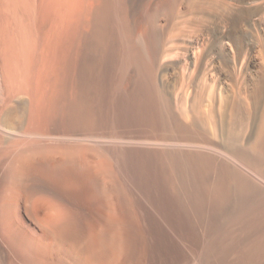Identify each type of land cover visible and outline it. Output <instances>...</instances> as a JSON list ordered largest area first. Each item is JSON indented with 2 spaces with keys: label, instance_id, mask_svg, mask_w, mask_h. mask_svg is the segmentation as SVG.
I'll use <instances>...</instances> for the list:
<instances>
[{
  "label": "rangeland",
  "instance_id": "1",
  "mask_svg": "<svg viewBox=\"0 0 264 264\" xmlns=\"http://www.w3.org/2000/svg\"><path fill=\"white\" fill-rule=\"evenodd\" d=\"M252 1L144 0L132 17L133 37L143 46L147 67L157 68L159 74L136 95L131 78L117 81L112 54L103 58L101 54L85 53L80 47L69 48L63 60L65 72L58 78L59 89L64 91L66 87L71 93L85 96L81 107L94 113L91 127L57 126L49 121L52 118L49 115L54 113L48 111L49 117H45L43 110L40 118L50 119L31 120L32 126H27L36 131L32 134L26 127L30 106L25 95H19L20 100L16 98L19 101L14 99L17 102L11 103L17 109H13V119L3 121L7 107L0 103V108L3 106L0 110V239L8 255L1 264H68L71 258L65 249L69 246L63 248L57 244L66 228L82 231L91 244L98 238L100 246L93 255L99 254L101 259L98 255L96 258L103 260L101 264L106 258L105 264H175L177 261L264 264V180L253 177L236 159L239 155L260 169L264 177V134L255 143H247L254 102L263 95L261 86L259 90L255 86L261 85L264 78V67L257 54L264 47V20L258 23L257 5ZM25 19L29 31H34H30L36 47L32 63H42L48 74L59 73L57 50L45 36L53 25L51 13L38 5ZM176 22L181 23L182 30L174 34L173 43L185 44L182 49L176 48L179 53L159 54L158 59L149 41L150 34L154 29H162L167 36ZM244 55L247 58L243 61ZM241 70H247L245 90L237 95L233 105L222 106L237 89V81L242 80ZM211 83H218V95L208 100L206 90ZM180 84L187 93V99L179 101L182 107L173 97ZM116 88L123 101L116 107L117 136H111L103 114ZM3 90L0 65V100L4 97ZM182 102L186 104L184 107ZM41 135L44 145L49 143L46 150ZM21 136V139L30 138L35 145H30L28 140L24 141L27 145L23 140L19 144L14 142ZM11 140L25 146V150L29 145L26 150L29 152L17 146L21 150L18 151L13 144L14 150ZM113 144L156 146L168 152L175 187L166 189L157 174L119 162L106 151ZM52 145L57 151L52 149L53 155L48 156ZM4 149L12 153L5 155ZM16 150L22 159L30 158L22 153L37 152V157L31 158L34 161L28 160L32 164L28 175L21 179L29 184L36 180L49 182L65 210L48 214L37 192L27 195L24 190L30 189L23 186L22 180H18L19 184L13 183L17 180H7L8 172L15 167L13 163L22 160H16ZM7 157V160L14 158L12 166ZM6 180L10 182L4 186ZM109 232H114L116 238L109 240ZM111 247L114 253L108 256Z\"/></svg>",
  "mask_w": 264,
  "mask_h": 264
},
{
  "label": "bare ground",
  "instance_id": "2",
  "mask_svg": "<svg viewBox=\"0 0 264 264\" xmlns=\"http://www.w3.org/2000/svg\"><path fill=\"white\" fill-rule=\"evenodd\" d=\"M143 1L144 0H0V65H1L2 81H3V87H4V90H3L4 97L2 100H0V103L7 107V108H5L6 109L4 112L5 114H3V118H4L3 121L14 117V116H12L14 114V112H13L14 108L12 107L14 105V103L12 105H11V103L14 101V99L19 97V95H21V96L25 95L26 99H28V104L30 106V107L28 106L29 107L28 108L29 110L27 113L28 118L26 117L27 118V120H26V127L27 128L29 127L27 125L29 123H31V120L33 122H37V121L40 122L41 121L40 119L44 118V117L40 118V117H42L41 112H43V110L45 112L47 111L46 114L44 112V116L45 117H49V116L51 117L52 116V118H51L52 120L50 118H49L50 120L48 118L47 119L57 126L64 127L65 125L66 126L72 125L71 127H73V126H76V127H79V126L80 127H87V126H89V127H91L90 123L92 122V120H94V113L90 112L88 109L81 107L85 104V100H84L85 96L82 93H80V94L71 93L70 91H68L66 89V87L63 88L64 91H61V89H59V87L61 86L59 84L61 81L59 82L60 79H58V78H60L59 75H61L60 74L61 72H62V74H63V72H65V70H63L64 69L63 68V66H64L63 60L66 58V56H65L66 51L69 50V48H71V47H74V50H77V48L80 47L81 50L83 49L84 51L83 50L82 51L85 53L91 52L94 55H100L101 54V56L103 58H105L104 56H106L107 54H112V56L114 58V63H115L117 81L120 82L121 80H123L125 78H131L133 80V85L135 86L133 95H136L139 92H141L144 89V86H146L147 84L150 85V82L154 81L157 77V74H159V73H157L158 69L157 68L153 69V68L147 67L146 60H145L146 55L144 54L143 46H142V44L136 42L134 40L135 38L133 37L134 25H133L132 17L135 14L138 7L143 3ZM252 2H253V4L257 5V9H256L257 20H258V23L261 24V22L264 20V0H253ZM38 5L45 6L48 9V11L51 13V21L53 22L52 23L53 25H52V28L49 29V31L47 30L45 36L47 37L48 42L57 50V53H58L57 60L58 61L56 64L57 65L59 64L58 65L59 73L57 72L58 74L57 73L54 74V72H56V71L53 72V70H51L53 73L50 72L48 74V73H46V70L44 69V66L42 63H39V62L32 63V61H33L32 55L35 53L33 50H34V48L36 49V47L34 46L35 41L33 40L34 35L32 36L34 31L30 30L33 33L30 32L29 31V29H31L30 26L28 29L27 25L24 22H27L25 18L29 17L31 15V13H33L36 10ZM166 9H167V7H166ZM179 14L182 16L181 12ZM183 18H184V15H183ZM178 19L180 20V18L179 17L177 18V22H178ZM177 22L173 26L171 33L168 34L167 36H164V34L161 31L162 29L161 30L154 29L153 32H151L149 41H150L152 49L155 51V54H157V55H159V54H161V55L167 54L168 55L169 54V56H170L171 53L172 54L175 52L179 53L176 51V48L177 49L181 48L185 43H183V45H181L182 44L181 42L173 43L175 40V39H173L174 34L180 33V31L182 30V26L180 25L181 24L180 22H182V20L179 22L180 24ZM164 37H166V38L164 39ZM140 42H141V40H140ZM165 42H167V44H168V46H166V47H164ZM172 43H173V45H171ZM44 47H46V46H43V48ZM45 50H46V48H45ZM39 51H37V52H39ZM257 54L260 57V61H261L262 66L264 67V47L262 50H259ZM162 56H161V58H163ZM176 56H178V55H176ZM159 58H160V55L158 56V59ZM245 58H247L246 55H244L242 57V60L244 61ZM241 61H239V62H241ZM55 67H56V65H55ZM55 67H53V69ZM55 70H57V68H55ZM246 71L243 72L241 70L239 72V75L242 74V80L239 79L237 81L238 82L237 83V89L234 91V93L232 94L231 97L226 98V101H225L224 105H222V106L230 107L231 105H233V103H235V101L237 102V100H238V99H236V97H238L237 95H239L241 91L245 90V85H246V82L248 81ZM211 84H213V83H211ZM217 85H218V83H215V84L209 86V88L206 90L207 92L205 91L206 95L209 98L208 100H213V99H215V96L218 95L217 91H218L219 85L218 86ZM182 86L183 85L180 84V87H179L180 90L178 89V92L176 94H174V96H173L176 103H178L179 101H183L184 97H186L185 99H187L186 89H184V87H182ZM260 86L263 90L262 91L263 95L261 97H258L257 100H255V102H254L255 103V110H254L253 116H251L252 120H251V122L248 121L249 123H251L250 125L252 127V130H249V134H247L248 135L247 136V143H250V144L253 142L255 143L257 140L260 139L262 134H264V78L261 81V85H259L257 83L255 88H257L259 90ZM244 96H246V95H244ZM20 98H17V99L20 100ZM16 100L14 102L19 101V100H17V101ZM221 100H222V98H221ZM121 101H123L122 94H121L120 90L118 88H116L111 93V96L109 98V103H108V105L104 111V114H103V121H104L105 125H108V127H109L108 133L111 136H117V131L114 130V127L118 124V121H119V115H118V111H117L116 107H117V104H120L119 102H121ZM246 101H248V99ZM184 104H185V102L183 103V107H184ZM247 104H248V102H247ZM19 105H20V103H19ZM180 106L182 107L181 103H180ZM244 106H245V104H244ZM2 107L0 108V110L2 109ZM185 108H186V106H185ZM11 109H12V111H11ZM14 110H17V109H14ZM48 111L49 112L52 111L54 113V116H53V114H50V115L48 114L49 115L48 116L47 115V113H49ZM182 111L184 112V110H182ZM194 112H196V111H194ZM184 113H186V112H184ZM218 115H219V113H218ZM210 117H214V116H210ZM45 119H43V120L45 121ZM47 119H46V121H48ZM234 119H236V118H234ZM231 123H233V122H231ZM211 124H212V122H211ZM29 125L32 126L31 124H29ZM216 125H217V123H216ZM247 125H248V123H247ZM228 127H229V125H228ZM241 127H242V124H241ZM241 127H239V128H241ZM24 128H22V129H24ZM246 128H248V127L246 126ZM30 129H32V127ZM30 129L28 131L32 132V134L36 133V131H32ZM43 129H45V128H43ZM0 131H2V130H0ZM28 131H26V132H28ZM92 131L93 130H90V132H92ZM229 131H230V129H229ZM29 134L31 135V133H29ZM29 134L28 135L23 134V135L30 136ZM39 134L40 133L38 132V135ZM6 137H7V135H6ZM31 137H33V136H30V138ZM37 137H39V136H37ZM8 138L9 137H7V139ZM21 138H22V136L20 137L19 141L17 139H16V141H14L15 139L14 140L12 139V140L14 142H16L17 144H19L20 141L23 140L22 142L24 143V145H27V143L25 144V142H24L26 140V137H25V139H21ZM23 138H24V136H23ZM30 138L27 139L28 141L26 140L28 143L30 142L29 141ZM12 140L9 141L11 146L13 144H15V143H13ZM36 140H37V138H36ZM41 140H42V135H41ZM41 140H40V143H41ZM36 142H38V141H36ZM44 142L42 140V144H43L42 146H44V148H45V146H47V148H48L49 143L47 142L48 144L46 143L44 145ZM4 143H6V142H4ZM40 143H38V145H40ZM242 143H243V141H242ZM7 144H8V142H7ZM29 144L35 145L34 142H32V144L30 142ZM6 145H3V147ZM36 145H37V143H36ZM7 146H10V145H7ZM17 146H19V145H16V148L18 149ZM52 146H51L52 147L51 149L49 147V152H48L49 154L47 153L48 156L49 155L51 156V154L54 152L53 150H55V152L57 151L56 150L57 148L55 149V145H52ZM12 147H8V148L10 149ZM21 147H22V145H21ZM21 147L19 146V148H21ZM24 147L25 146H23L21 148V150L23 149L25 152L26 150H28V148L26 147V150H25ZM33 147H35V146H31V149ZM56 147H57V145H56ZM155 147L154 148H149V147L146 148V147H135V146L132 147V146H129V144H127V145L113 144V145H109L106 148V151L110 155L114 156L119 162L120 161L126 162L130 167L132 165L137 170H138V168L140 170H143V169L147 170L148 169L150 172L157 174L159 176L161 182L163 183V186L166 189L172 190L175 187L174 186L175 184L173 181L174 180L173 174L170 171L169 166H168V154H167L168 152H166L162 148L159 149V147L158 148L157 147L155 148ZM13 149H14V147H13ZM13 149H11V151H13ZM4 150H3V152L5 155L12 153V152H8L7 150H5V151ZM21 150L18 149V151H21ZM44 150H46V148ZM51 150L53 151L52 153H50ZM18 151H17L16 156L19 159H17L16 156H13L16 158V160L22 159L18 155ZM32 151L30 150V153L32 152V153H34V155H31L32 153L31 154L22 153L24 155L25 154L29 155L30 158L26 159L27 156H24L25 159L23 158L22 160H20L18 162L15 161V163H13L15 165V167L13 166V169L10 170V172L12 171V173L10 174V172H8V177H6V178H9L7 180H13V181L17 180L16 182H13V183H17V182H19L18 180H20V181L22 180L21 182H22L23 186L25 188L29 187L28 189H30L29 191H27V189L24 190V191L28 192L27 195H31L30 192H32L31 196H33V193L37 192L38 193V194L36 193L38 195L37 198L40 202H42L45 205V208L47 209L48 214L51 213V215H54L55 212L65 210V208L62 204L59 203L58 200H60V199H58V197L55 195L56 192L55 193L53 192L54 189H52V187H51L52 185L49 182H46L43 180H36V179H35L36 181L29 184L27 182H23L24 178L21 179V177H23L24 175H28V170H29L28 168L30 167V165H32L31 162L30 163H28V162L30 160H32L31 158L36 156L35 154L37 152H34L35 150H32ZM5 152H8V153H5ZM26 152H29V151H26ZM46 152H43V153L46 154ZM58 153H61V152L59 151ZM19 154L21 155L20 152H19ZM38 154H40V152ZM63 154H65V153L62 152V156H64ZM12 155H14V154H12ZM22 157H23V155H22ZM36 157H34V159ZM237 157L239 158V159L236 158L237 162L241 168L246 169L247 172L251 173L253 175V177H255L256 179L258 178V179L264 180V177H263L262 173L260 172L261 171L260 169L257 170L256 168H254L252 166V164H250L249 162H246L244 159L240 158L239 155ZM7 159H8V157L6 158V160ZM13 159L14 158L11 159L12 162H14ZM34 159L32 161H34ZM11 160H7V162L10 161V163H11ZM8 163H6V164H8ZM13 164L11 163V166ZM133 167H132V169H134ZM26 169H27V171H26ZM10 178H12V179H10ZM25 181H26V178H25ZM9 182L8 181L4 182L5 183L4 186H6V184ZM17 184H19V183H17ZM53 188H54V186H53ZM26 197H29V196H26ZM30 199L31 198L29 197V200ZM29 200L28 201L24 200V201L29 202ZM28 206H29V204H28ZM27 210H29V209H27ZM5 212H7V211L4 210V213ZM116 230H117V228L115 229V232H116ZM66 231L67 232L65 234H61L59 236V241L57 244L63 248H65V246H69L68 249H65L68 256L71 258V261L68 262V264H101L99 262H102L103 260L98 261V259H97L99 257V254H97L98 257H97V255H95V256L93 255L98 250V248L100 246V243H99L100 241L97 240L98 238L94 241V243L91 244L90 242L87 241V238L81 234L82 231L79 232L73 228L72 229L66 228ZM113 233L109 232V234H108L109 238L108 237H106V238H108L109 240L111 238L115 239L116 237L115 238L113 237ZM115 244H117V243H115ZM60 250H61V248H60ZM60 253H62V252H59V254ZM113 253H114V247H113V249L111 247V253L109 252L108 256H111ZM6 255L7 254H6L5 248H4L2 241L0 239V262L6 261L5 259L8 256V255L7 256ZM105 255L106 254H104V256ZM105 258H106V256H105ZM102 259H104V258H102ZM106 261H107V258L104 259L103 264H105ZM175 264H185V262L177 261Z\"/></svg>",
  "mask_w": 264,
  "mask_h": 264
}]
</instances>
